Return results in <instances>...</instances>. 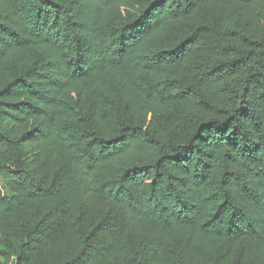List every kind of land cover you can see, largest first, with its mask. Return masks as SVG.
Returning a JSON list of instances; mask_svg holds the SVG:
<instances>
[{"label": "trees", "instance_id": "16d2710c", "mask_svg": "<svg viewBox=\"0 0 264 264\" xmlns=\"http://www.w3.org/2000/svg\"><path fill=\"white\" fill-rule=\"evenodd\" d=\"M0 264H264V0H0Z\"/></svg>", "mask_w": 264, "mask_h": 264}]
</instances>
